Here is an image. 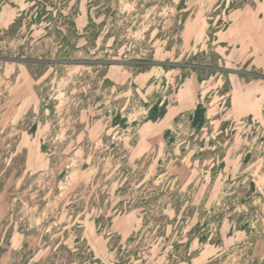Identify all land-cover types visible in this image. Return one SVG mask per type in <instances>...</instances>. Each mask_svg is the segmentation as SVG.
I'll use <instances>...</instances> for the list:
<instances>
[{
	"label": "rangeland",
	"instance_id": "rangeland-1",
	"mask_svg": "<svg viewBox=\"0 0 264 264\" xmlns=\"http://www.w3.org/2000/svg\"><path fill=\"white\" fill-rule=\"evenodd\" d=\"M233 1L0 0V264H264V0Z\"/></svg>",
	"mask_w": 264,
	"mask_h": 264
},
{
	"label": "trees",
	"instance_id": "trees-1",
	"mask_svg": "<svg viewBox=\"0 0 264 264\" xmlns=\"http://www.w3.org/2000/svg\"><path fill=\"white\" fill-rule=\"evenodd\" d=\"M245 3H246V1H243V2H241L240 4L235 0V1H233V2H231V3H229V4H227L226 6H225V3H223L224 4V7H227V12L228 11H233V10H236V9H239V8H241V7H243L244 5H245ZM222 4V5H223Z\"/></svg>",
	"mask_w": 264,
	"mask_h": 264
}]
</instances>
